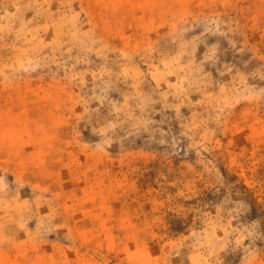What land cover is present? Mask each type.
Wrapping results in <instances>:
<instances>
[{
    "label": "rangeland",
    "instance_id": "1",
    "mask_svg": "<svg viewBox=\"0 0 264 264\" xmlns=\"http://www.w3.org/2000/svg\"><path fill=\"white\" fill-rule=\"evenodd\" d=\"M0 264H264V0H0Z\"/></svg>",
    "mask_w": 264,
    "mask_h": 264
}]
</instances>
